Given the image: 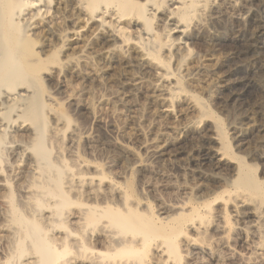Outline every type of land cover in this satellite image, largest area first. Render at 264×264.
I'll return each instance as SVG.
<instances>
[{
  "label": "bare ground",
  "instance_id": "obj_1",
  "mask_svg": "<svg viewBox=\"0 0 264 264\" xmlns=\"http://www.w3.org/2000/svg\"><path fill=\"white\" fill-rule=\"evenodd\" d=\"M263 34L264 0H0V264H189L230 233L263 262ZM99 133L142 173L204 179L203 199L154 206L73 150Z\"/></svg>",
  "mask_w": 264,
  "mask_h": 264
},
{
  "label": "rangeland",
  "instance_id": "obj_2",
  "mask_svg": "<svg viewBox=\"0 0 264 264\" xmlns=\"http://www.w3.org/2000/svg\"><path fill=\"white\" fill-rule=\"evenodd\" d=\"M261 43H260V45L261 46H263L264 47V34L262 35V37H261ZM243 46V44L241 45V47ZM264 50V49H263ZM261 75H263V73L261 74ZM250 94L251 95H254V97H257V98H259L260 99V101L259 102H262V104H261V110L262 109H264V95L262 94V93H260V91L259 90H256V89H251L250 90ZM216 109V108H215ZM217 112H219V111H217ZM219 115L223 118V121H224V123H225V125L227 126V128H228V130L230 131V133H232V129L230 128L231 126H232V124H236V123H238V121L240 120V122H247L245 119H241V116L243 115L242 114V112L241 111H239V112H236L235 110H233V109H230L228 112H224V113H221V112H219ZM78 119H81V120H78V123H83L85 120H86V118L84 119V118H80V117H77ZM84 119V120H83ZM83 120V121H82ZM257 120L259 121V122H262L260 119H259V117L257 116ZM82 121V122H81ZM256 122V124L258 123V124H260L259 122ZM263 122H264V118H263ZM264 134V133H263ZM99 136L101 135V138H99V136H98V138L99 139H101V140H98V142L96 143V145H97V147L95 148V147H93V149H89L88 147H86L85 145H84V143L83 142H79V143H77V144H75V148L77 149H75L74 147H73V150H75L80 156H82V157H84V158H86V159H89V160H91V161H93V162H97V163H99L102 167H103V169H104V171H105V173H108L109 175H111L113 178H115V179H123L124 178V176H126V177H128L129 175H130V173H133L132 175L134 176V186H135V189H136V191L137 192H139V193H142V194H144V195H146L147 197H148V199H149V201L154 205V206H157L159 203H166V204H168V205H170V204H174V203H178V202H181V199L180 198H182V200H184V199H186V200H193V201H201V199H203V198H201L200 199V197H199V199H197L196 197L198 196V194H193L192 193V188H194L195 187V184H199V183H204L205 181H204V179L202 180V179H200L199 177V179L198 178H196V179H194L193 178V176H192V178H191V176L187 173V172H185L182 168H180L179 166H172L171 164H165L164 163V165H163V163H160V164H162V165H160L159 163H154L153 164V167H154V170L155 171H157L160 167V169H163V170H165V171H167L169 174H170V179L169 178H161V177H159V176H156V175H154V173H145V172H140V171H138L136 168V163L133 161V160H131V159H127V158H124V156L119 152V151H117V150H111V149H108L107 147H108V145H106L107 143H106V141L108 142V139L107 138H105L106 136H105V134L103 135V134H101V133H99L98 134ZM264 135L260 138V139H258V140H261L260 142H259V145L262 143V145H260V147H259V145H258V143L256 144V143H254V144H252V149L253 150H255L256 151V153H259V152H261V151H264ZM104 141V142H103ZM101 142V143H100ZM82 143V144H81ZM101 144V145H100ZM71 145V144H70ZM70 145L69 144H66V147L68 148V149H66L65 150V156H66V158L67 159H69L70 158ZM95 145V146H96ZM254 145V146H253ZM258 146V147H257ZM255 147H257V148H255ZM255 148V149H254ZM258 149V150H257ZM67 151H69L68 153L69 154H67ZM236 152H240V153H242V154H240V155H243V156H246V159L248 160V161H250L251 162V160L254 162V163H257L258 164V174H260L261 176H262V170H263V168H264V164H262L263 163V161L260 159V158H258L257 156H255V159H252V158H254V156L251 158V160H250V155L248 154V153H246V151L245 150H242L241 149V151H238L237 149H236ZM244 152V153H243ZM139 156H143V153L142 152H140L139 154H138ZM69 156V157H68ZM249 157V158H248ZM160 166H159V165ZM166 165L168 166L169 165V167L167 168L166 167ZM135 167V168H134ZM183 167H184V165H183ZM155 168H157V169H155ZM185 168V167H184ZM152 170H153V168H152ZM152 172H154V171H152ZM141 175H140V174ZM187 173V174H186ZM147 174V175H146ZM152 174V175H151ZM142 175H143V177H142ZM151 175V177H149ZM187 175V176H186ZM120 176H121V178H120ZM141 176V177H140ZM159 177V178H158ZM142 178V179H141ZM146 178H148V179H150L149 181H150V183L152 184V187H149V188H147L144 184H143V182L145 181V179ZM172 178V179H171ZM162 179V180H161ZM193 179V180H192ZM147 180V179H146ZM152 180V181H151ZM158 180V181H157ZM167 180V181H166ZM202 180V181H201ZM123 181V180H122ZM140 181H142L141 183H140ZM154 181V182H153ZM157 181V182H156ZM169 181H171V182H169ZM174 181V182H173ZM165 182V183H164ZM169 182V183H168ZM163 183V184H162ZM168 183V184H167ZM176 183V184H175ZM180 183H182V184H180ZM141 184V185H140ZM158 184V185H157ZM165 184H167L166 186H165ZM171 184V185H170ZM205 184L206 185H210V183H208L207 181L205 182ZM177 185V186H176ZM194 185V186H193ZM145 186V187H144ZM163 186V187H162ZM174 186V187H173ZM176 186V187H175ZM162 187V188H161ZM141 188V189H140ZM143 188V189H142ZM150 188H153V190L152 189H150ZM170 188V189H169ZM149 189V190H148ZM160 189V190H159ZM164 189V190H163ZM168 189H169V191H168ZM188 189H189V193L187 192L188 191ZM142 190V191H141ZM149 192H148V191ZM166 190V191H165ZM171 190V191H170ZM187 190V191H186ZM152 191V192H151ZM155 191H157L158 193H157V195H155L156 194V192ZM168 191V192H167ZM173 191V193H171L170 194V192H172ZM178 191V193L176 194V192ZM182 191V192H181ZM186 192V195L185 196H183L184 195V193ZM198 191V190H197ZM196 191V192H197ZM144 192V193H143ZM148 192V193H147ZM154 193V194H153ZM168 193V194H167ZM188 193V194H187ZM202 193V192H201ZM200 193V194H201ZM178 194H180V195H182V196H178ZM204 195V194H203ZM202 196V195H201ZM161 198V199H157V198ZM176 197H177V199H176ZM179 197V198H178ZM185 197V198H184ZM205 198H207V197H205ZM163 200H164V202H163ZM162 201V202H161ZM172 201H173V203H172ZM157 204V205H156ZM233 215V214H232ZM231 215V219H235V221L234 220H232V221H234L235 222V225H236V227L237 226H243V225H246V224H249V223H247V222H250L252 219H253V217L252 216H248V215H246V213L244 214V215H242V213H240L239 215H238V217L236 216V217H234V216H232ZM240 216H241V218H240ZM249 219V221H248V219ZM251 219V220H250ZM241 221V222H240ZM0 222H2V220L0 219ZM244 224H243V223ZM242 223V224H241ZM246 223V224H245ZM238 224V225H237ZM215 234V235H214ZM221 234L222 233H219V234H217V233H213V235H214V238H216L217 240H219L218 239V237L219 238H221L220 236H221ZM235 234L236 233H230L228 236H227V240H226V243L225 244H223V242H221V243H219L218 245H216L215 247H214V252H215V256H214V258H212L211 256V254H206L205 255V253H203V252H199V255H198V252L197 251H193V252H191V254H189V256H188V262H190L189 264H247V259H246V257H248V255L252 252V250H253V244L251 243V242H253V240L252 239H247V240H245L244 238H242V239H240V238H238L237 239V237L235 236ZM217 235V236H216ZM234 238V239H232V238ZM236 239V240H235ZM239 239H240V241H239ZM249 241V242H248ZM231 242V243H230ZM236 243V244H235ZM221 244V245H220ZM233 244V245H232ZM3 244L1 243V246H2ZM227 247V248H226ZM1 249V248H0ZM227 249V250H226ZM216 250H217V252H216ZM232 252H231V251ZM222 251H223V253H222ZM224 252H225V255H224ZM195 253H197V254H195ZM221 253V254H220ZM228 253V254H227ZM232 253L234 254V256L233 257H235V258H233V257H231V255H232ZM236 253H238V254H236ZM202 254V255H201ZM228 256H227V255ZM193 255V256H192ZM219 255H221V257L219 256ZM224 255V256H223ZM230 255V256H229ZM197 256V257H196ZM2 257V256H1ZM219 257V258H218ZM228 257V258H227ZM236 257H238L239 258V260H238V258L236 259ZM241 257V258H240ZM226 258V259H225ZM231 258V259H230ZM243 258V259H242ZM198 259V260H197ZM219 259V260H218ZM236 259V260H235ZM241 259V260H240ZM217 260V261H216ZM193 262V263H192ZM257 264H264V261L263 262H259V263H257Z\"/></svg>",
  "mask_w": 264,
  "mask_h": 264
}]
</instances>
